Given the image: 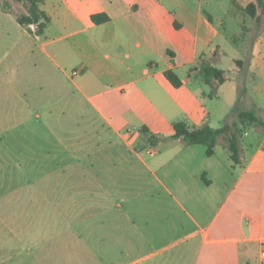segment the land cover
I'll use <instances>...</instances> for the list:
<instances>
[{"label":"crops","instance_id":"obj_1","mask_svg":"<svg viewBox=\"0 0 264 264\" xmlns=\"http://www.w3.org/2000/svg\"><path fill=\"white\" fill-rule=\"evenodd\" d=\"M209 2L44 0L41 9L50 20L37 34L36 26L18 20L27 12L22 1H0V100L7 101L0 111V169L15 153L11 139L24 134L18 107L29 105V93L46 119L54 115L60 123L72 118L73 127L57 124V131L50 132L55 142L45 153L37 156L33 150L24 159L28 169H64L61 160L74 165L69 144L61 158L60 138L74 141L77 105L93 110L137 158L147 183L144 192L133 188L107 196L112 203L89 215L98 218L100 241L115 255L159 246L121 264H141L145 258L151 260L147 264H257L264 240V136L246 138L255 128L249 126L238 163L223 140L208 155L205 144L172 137L174 122L199 126L211 114L197 67L202 60L216 66L224 22L205 10ZM259 7L264 10V4L258 5L255 34L264 24ZM97 13L109 19L94 23L91 17ZM236 61L240 73L245 64ZM259 64L251 63L264 79V62ZM168 69L178 74L180 87L165 77ZM233 81L231 76L227 82ZM149 136L156 141L149 142ZM122 179L123 184L129 181Z\"/></svg>","mask_w":264,"mask_h":264},{"label":"rangeland","instance_id":"obj_2","mask_svg":"<svg viewBox=\"0 0 264 264\" xmlns=\"http://www.w3.org/2000/svg\"><path fill=\"white\" fill-rule=\"evenodd\" d=\"M212 1L205 4V10L217 22H224L218 41L220 59L215 65L226 69L234 81L223 87L203 84L206 110L211 112L206 122L214 128L222 127L227 120L236 121L240 110L254 111L264 120V79L254 71L258 68L251 65L264 62V24H260L255 34L257 20L244 10L250 0ZM258 12L264 17L263 9L259 7ZM235 59L244 61L245 67L240 73L235 68ZM27 100L29 105L18 107V117L24 119L20 129L24 134L11 139L15 153L10 163H6V169H0V264H121L157 250L159 246H145L115 255V251L107 250L106 244L100 241L98 218H89L101 205L112 203L107 202L111 201L107 196L133 188L144 192L147 183L142 182L137 158L129 155L93 110L77 105L74 141L62 133L60 138L61 158L69 144L75 154V164H64L61 160L60 166L64 169H28L29 164L24 162L27 155L33 150L37 156L45 153L54 141L50 135L52 129L57 131L58 124L59 128L70 130L73 119L60 123L54 115L46 119L42 107L36 106L30 93ZM249 100L254 104L248 105ZM6 102L5 98L0 100V111ZM225 103L230 107L225 109ZM12 110L14 117L17 116L15 106ZM252 126L255 128L249 130L246 138L264 136L262 124ZM138 147L143 149L144 144ZM143 155L148 159L149 154ZM122 178L129 181L123 184ZM149 261L145 258L141 264Z\"/></svg>","mask_w":264,"mask_h":264},{"label":"trees","instance_id":"obj_3","mask_svg":"<svg viewBox=\"0 0 264 264\" xmlns=\"http://www.w3.org/2000/svg\"><path fill=\"white\" fill-rule=\"evenodd\" d=\"M20 1L26 5L27 12L18 16L19 22L22 25H34L36 26L35 32L37 34H43L50 20L49 15L41 9V3L44 0ZM258 2L264 4V0H258ZM258 2H250L244 10L249 12L253 17H256ZM91 18L94 23H101L109 19L104 13L94 14ZM236 63L240 66L244 65V61L242 60H237ZM197 70V76L206 84L220 85L231 80V76L227 74L225 69L214 66L210 61L202 60ZM164 74L173 86L178 88L182 85V80L174 70L168 69ZM237 116L236 121L227 120L219 128H214L207 122L199 126H189L185 121L180 120L173 123L174 131L172 137L175 139L181 138L186 144H205L208 155L214 154L215 146L223 140L231 154V158L235 163H238L242 154V137L245 126L247 124H262L264 126V120L251 110H240ZM142 130L145 134L149 132L146 127ZM148 138L149 142L156 141L154 136H149Z\"/></svg>","mask_w":264,"mask_h":264},{"label":"built area","instance_id":"obj_4","mask_svg":"<svg viewBox=\"0 0 264 264\" xmlns=\"http://www.w3.org/2000/svg\"><path fill=\"white\" fill-rule=\"evenodd\" d=\"M261 250L258 257L257 264H264V240L261 242Z\"/></svg>","mask_w":264,"mask_h":264}]
</instances>
